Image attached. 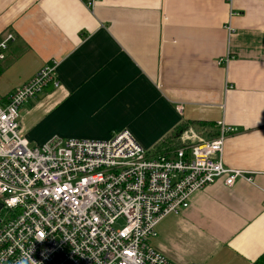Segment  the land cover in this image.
I'll return each mask as SVG.
<instances>
[{
    "label": "crops",
    "instance_id": "0c3cea01",
    "mask_svg": "<svg viewBox=\"0 0 264 264\" xmlns=\"http://www.w3.org/2000/svg\"><path fill=\"white\" fill-rule=\"evenodd\" d=\"M9 31L17 39L0 62L2 100L57 61L60 86L20 110V131L33 145L128 129L151 152L184 121L234 127L224 164L253 180L197 191L187 209L160 221L153 246L175 264H258L264 0H101L94 9L82 0H0V39Z\"/></svg>",
    "mask_w": 264,
    "mask_h": 264
},
{
    "label": "built area",
    "instance_id": "2783aa9c",
    "mask_svg": "<svg viewBox=\"0 0 264 264\" xmlns=\"http://www.w3.org/2000/svg\"><path fill=\"white\" fill-rule=\"evenodd\" d=\"M82 1L94 9L101 0ZM16 39L13 31L0 39V62ZM56 68L54 60L0 98V264H175L153 246L160 221L219 180L229 187L253 180L224 164L235 128L219 122L214 138L190 128L181 147L158 155L128 129L106 140L55 135L31 145L20 131V110L60 86Z\"/></svg>",
    "mask_w": 264,
    "mask_h": 264
},
{
    "label": "trees",
    "instance_id": "16d2710c",
    "mask_svg": "<svg viewBox=\"0 0 264 264\" xmlns=\"http://www.w3.org/2000/svg\"><path fill=\"white\" fill-rule=\"evenodd\" d=\"M214 127L215 124L204 121H184L168 136L160 141L150 153L155 155L169 154L171 151H174L177 148L181 147L183 145V142L180 139V135L190 128H194L196 131L206 136L207 138H214L218 134L217 131L215 132L213 130ZM258 264H264V255L259 259Z\"/></svg>",
    "mask_w": 264,
    "mask_h": 264
},
{
    "label": "rangeland",
    "instance_id": "374dc122",
    "mask_svg": "<svg viewBox=\"0 0 264 264\" xmlns=\"http://www.w3.org/2000/svg\"><path fill=\"white\" fill-rule=\"evenodd\" d=\"M31 145H33V144H31ZM122 222H123V220H121V221L117 224V226L121 225Z\"/></svg>",
    "mask_w": 264,
    "mask_h": 264
}]
</instances>
